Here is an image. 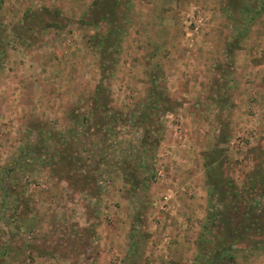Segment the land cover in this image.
<instances>
[{
    "label": "rangeland",
    "instance_id": "374dc122",
    "mask_svg": "<svg viewBox=\"0 0 264 264\" xmlns=\"http://www.w3.org/2000/svg\"><path fill=\"white\" fill-rule=\"evenodd\" d=\"M263 18V0H0V250L207 264L227 235L220 264H264V231L232 240L264 205Z\"/></svg>",
    "mask_w": 264,
    "mask_h": 264
},
{
    "label": "trees",
    "instance_id": "16d2710c",
    "mask_svg": "<svg viewBox=\"0 0 264 264\" xmlns=\"http://www.w3.org/2000/svg\"><path fill=\"white\" fill-rule=\"evenodd\" d=\"M98 14L100 15L99 16L100 19L103 18L104 22H107L106 19L103 17L104 13L99 12ZM263 184H264V176H262L261 174H258L256 177V186H258L259 188H261L263 186L262 189H264ZM250 189H253V188L251 187ZM217 191H218V193L220 192V194L223 193V189L220 187ZM244 191H245V193L252 195L251 190L249 191V189H244ZM226 195L228 196L229 193L227 192ZM263 197H264V195H263ZM262 204H264V203H262ZM240 207H246V205L240 206L238 203L237 209L239 210ZM226 220H227L229 232L231 233V234H228V236L234 237L236 235V233H235L234 229L231 227L232 226L231 223L233 222V219L230 216H228V217H226ZM240 220H241L239 222L240 223V229H238L239 233L237 234V236L235 238H232L233 243L237 242V240L240 237H243L244 234H247L249 231H252V230L264 231V205L260 210H257L254 212L251 211L250 213L246 211L245 214H243L240 217ZM227 239H228V237L226 235V238L222 242L220 249L214 253V256L216 258L211 257V259L208 260L207 264H215V263H213L212 259H215L217 264H220L222 262V260H225V259H227L228 262H229V260L233 259V255L230 253V247L228 245L226 246Z\"/></svg>",
    "mask_w": 264,
    "mask_h": 264
},
{
    "label": "crops",
    "instance_id": "0c3cea01",
    "mask_svg": "<svg viewBox=\"0 0 264 264\" xmlns=\"http://www.w3.org/2000/svg\"><path fill=\"white\" fill-rule=\"evenodd\" d=\"M264 2V0H263ZM248 20H254L253 18H247ZM246 19V20H247ZM264 19V18H263ZM258 20L256 19L255 23L258 24ZM264 22V20H263ZM261 26V33L264 35V23L263 26L262 24H260ZM255 46L257 48L258 43L255 42ZM204 68L203 71L205 69H209V63L210 61H204ZM33 253V258H36L37 260L33 263V264H65V262L63 263L62 260L59 259V257L57 256H53L50 253L49 249H43L42 247L37 248L36 250H32ZM22 255V253L20 251H18L17 249H12L10 251H7V253H4L0 250V264H17L18 259L20 258V256ZM104 257H106V255H104ZM64 259V258H63ZM70 260V259H69ZM69 260H67L69 262Z\"/></svg>",
    "mask_w": 264,
    "mask_h": 264
}]
</instances>
